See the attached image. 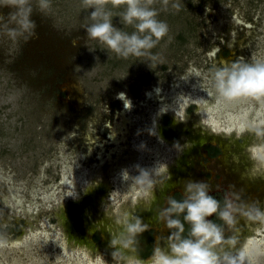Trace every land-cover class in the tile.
<instances>
[{
	"label": "rangeland",
	"instance_id": "rangeland-1",
	"mask_svg": "<svg viewBox=\"0 0 264 264\" xmlns=\"http://www.w3.org/2000/svg\"><path fill=\"white\" fill-rule=\"evenodd\" d=\"M31 2L32 19L37 25L33 38L14 41L0 30V264H62L54 256L56 242H62L74 254L78 250L73 243L76 238L97 250L103 235L97 221L112 217L94 215L126 206L134 199L133 191L147 182L137 179L141 169L164 177L161 159L168 155L176 160L184 148L182 180L176 179L173 187L163 192L147 187L148 192L143 190L140 195L142 199H154L149 219L165 231V250L175 229L166 226L163 210L170 196L183 198L189 180L206 183L210 194L218 190L222 194L226 189V194L234 198L230 206L232 222L241 220L245 224L247 214L251 215L255 207L232 178L236 174L242 180L246 170L237 165L240 142L233 134L235 128H226V118L251 108L253 100L251 96L231 100L220 97L213 73L238 57L249 63L264 62V0H141L156 10L157 19L166 22L168 32L149 50L150 56L127 58L87 36L84 25L91 10L87 5L97 0H50L45 12L37 10L36 0ZM102 2L112 11L115 26L129 33L135 30L119 15L126 0L118 4L114 0ZM11 10L7 0H0V17L7 19ZM152 89L174 98L146 100L145 94ZM120 92L130 102L127 110L121 108ZM200 98L208 102L212 109L208 116L216 126H208L207 115L202 119L206 125H193L197 114L193 103ZM161 105L166 111L157 115ZM121 111L131 123L119 136ZM259 113L264 115V108ZM184 118L189 121H181ZM253 122L264 124L260 118ZM190 128L196 133L192 139ZM244 128L251 130L249 125ZM165 129L171 133L167 139ZM226 129L232 132L231 138L226 137ZM158 132L172 144L159 142ZM202 132L209 133L210 141L223 144L217 158L208 157L205 148H189L190 139L204 136ZM257 132L259 154L264 156V131ZM111 138L117 142L114 146L108 142ZM251 163L259 162H246ZM97 171L103 179L94 176ZM77 175H83L80 183L74 179ZM102 181L109 187L105 188ZM86 183L88 188L84 190ZM260 191L262 200L264 182ZM180 219L183 222L182 214ZM132 220L120 223L123 235L107 221L102 223V230L108 234L117 231L118 239L124 238L132 250L137 247L147 254L149 238L158 232L155 228L128 233L129 225L135 222ZM184 223L189 231L190 225ZM226 224L220 228L225 239L211 245L212 249L233 239V228ZM83 227L95 235L87 237ZM25 231L20 246L1 245V241L18 239ZM66 236H70L67 241ZM108 244L112 254V244ZM96 259L105 262L100 255H95ZM110 261L117 263V256Z\"/></svg>",
	"mask_w": 264,
	"mask_h": 264
},
{
	"label": "clouds",
	"instance_id": "clouds-1",
	"mask_svg": "<svg viewBox=\"0 0 264 264\" xmlns=\"http://www.w3.org/2000/svg\"><path fill=\"white\" fill-rule=\"evenodd\" d=\"M11 7L8 18L0 17V30L12 40L28 41L36 35V22L32 19L33 4L31 0H7ZM115 4L120 0H114ZM37 10L45 12L50 7V0H36ZM89 22L84 30L90 39L105 45L117 56H150L158 41L168 32V26L163 20L157 19L155 9L147 7L141 0H126L123 11L119 14L125 25H132L131 33L123 31L113 23V13L106 8L102 0L87 5ZM214 86L220 97L231 100L241 96H264V62L249 63L243 57L235 61L225 62L214 69ZM124 100L123 92L117 93ZM125 107L130 102L124 100ZM139 167V165H137ZM162 167L160 171H164ZM149 173L141 169L137 179L143 183H151ZM218 201L209 193V186L202 181L189 180L185 184L183 198L173 196L168 198V207L164 219L166 226L175 231L169 235L168 250L159 246L153 249L151 264H220V258L211 245L222 242L225 238L220 227L208 217L218 213L225 222L231 223L232 216L227 210L218 212ZM182 214L183 222L180 219ZM257 215L264 216V212ZM190 225L187 236H182L185 223ZM147 225L139 220L129 225L133 232L144 231ZM115 243V241H113ZM127 246V243L125 244ZM226 264H237L235 258L227 253L224 255ZM129 264H148L147 261L130 259Z\"/></svg>",
	"mask_w": 264,
	"mask_h": 264
},
{
	"label": "bare ground",
	"instance_id": "bare-ground-1",
	"mask_svg": "<svg viewBox=\"0 0 264 264\" xmlns=\"http://www.w3.org/2000/svg\"><path fill=\"white\" fill-rule=\"evenodd\" d=\"M144 98L146 100H156L157 102H164L174 97L164 96L161 93H157L155 89H152L150 91H147ZM252 100H253V103H252L251 108L242 110L241 114L239 115H236L233 117L229 116L228 118H226V122L228 123V126L226 128H228L229 130L232 127L235 128V133L233 134H236V138L240 142V145L238 148L240 149L239 152L241 151V155L242 153L244 154V152H247L249 156H253L252 159L254 158L253 160L255 162L260 163V165L259 163L255 165L253 164L251 167L245 166L246 173L241 174V176L243 175L242 180H240L239 178L241 177L237 176L236 174H233V177H232L235 185L238 188H241L243 192L247 196H249L253 204V207H255V210L254 212L251 213V215L247 214V217H246L247 221L245 224L241 220L232 222L231 224L233 228L232 233L234 237L233 239L228 241L229 244L227 245L224 244L223 247L220 246L219 248L218 247L213 248V250L217 253L218 257L220 258V264H226V261L223 258L225 253L235 258L237 261V264H250V263L264 264V216L257 215L258 212H264V198L262 200L259 199L260 196H262L259 193L261 192L260 188L262 187V184L264 182V156L259 154L260 145L259 147L257 145V143L260 144L259 141H257V138H258L257 130L264 131V124L258 126L257 124L253 122L254 118H257V119L260 118L261 120H264L262 119L264 115L259 113L264 108V96L252 97ZM195 103L193 104L197 106L196 107L197 114L196 116L195 115L193 116L196 121V122H193V125L195 123L196 124L199 123V125L203 123L204 125H206L205 121L208 120V123H207L208 126L210 127L216 126V122L211 121V118L208 116V112L212 109L210 108L206 99L204 100L201 98L196 99ZM121 104H122L121 108H123L124 110L128 109L127 107H125V103L123 100ZM141 109H143V106L141 107ZM124 110H123V113H124ZM165 111H166V108L163 107V105H161L159 111L157 112V115ZM121 113L118 114V116L120 115L119 121H121L120 127L117 128V130H119L118 131L119 136L125 133V129L128 128L129 123H131L126 117H124V114L123 113L121 114ZM206 115L209 119H205V121H202V119L204 118L203 116H206ZM183 120L189 121V120H186V118L181 119V121ZM232 122L234 124H232ZM245 125H249L251 130L246 131L244 128ZM257 128H260V129H257ZM228 129L225 130L226 137L231 138L233 134L232 132H229ZM254 129H257V130H254ZM189 131L191 132V135L189 136V138L192 139L194 137L193 133H195V131L192 130L191 128ZM176 133H178V136H179L180 132L177 131ZM202 134L204 136L197 135L199 137L196 136L197 138L194 141L190 139L189 148L192 147V149H197V146H199V144H205L208 142V139L211 138V136H209L208 135L209 133L207 132H202ZM155 135H156L157 140H159V142H162L163 145L165 144L167 146L169 144L170 145L172 144V142L167 141L159 132L156 133ZM125 138L126 137H124L123 140H125ZM115 141L116 140H112L111 138V141H108V142L110 145L114 146L117 143ZM221 146L223 148V144ZM166 149L167 151H169L168 148ZM186 150L187 149L185 148L182 149L181 152L182 151L183 152L182 153L180 152L176 160H172L171 157H169L168 155H165L161 159V161L162 160L164 161V163L161 162L162 165H165V176L164 177L158 176V173H154V171H151L149 173L150 175L149 177H151L149 178V180L151 181V183L149 182L143 183V186L140 184L139 185L140 187H138L136 190L133 191L135 193L133 196L134 199L130 200L126 206H121V208L118 209V211L116 212L109 211V212L102 213V215L98 214L94 216L102 218L100 216H104V214L105 215L109 214L112 218L107 219L106 220L107 223H109L111 227H113L114 229H119L117 231H121L122 235H123L122 228H121L122 225L120 223L122 222L124 223L127 219H133L132 221H135V222L139 220L140 223H144L148 225L152 224V220L149 219L150 216L147 215V213L154 206V203H153L154 199L151 200L152 197L151 199H147V198L142 199V196L140 197V195L143 193V190L148 192L147 187L152 186L153 189L151 190H154V188L158 187V189L161 188L160 191L163 192L169 187L172 188L173 186L171 184H174L176 179H178V181L182 180L180 178H182L181 171H182L183 164L185 163L184 165H186ZM239 158L241 160L242 157L239 156ZM129 161H132V158ZM158 162H160V160L155 161V163H158ZM223 164H226V162H224ZM118 165H120V163H118ZM118 165H116V167H118ZM222 167L225 168V165H222ZM225 170H227V168H225ZM95 174L96 175L94 176H96L99 179H103L104 177V175L99 174V171H97ZM82 176L83 175H77L74 178L75 181L81 182L84 179ZM102 183L105 184L107 188L109 187L108 185L109 183L104 182V181H102ZM62 184H67V183L62 182ZM253 185H256V187L252 188ZM85 188H88L87 183L84 184V190ZM254 188H257L258 190L253 191ZM155 191L157 192V190ZM229 198L231 199V197ZM230 212L232 211L230 210ZM34 214L35 213H33L31 216L33 217ZM114 218H118L119 220L116 221V219ZM106 221H100V222L97 221V225H98L97 227L101 230V233L103 234L102 235L103 241L99 243L97 250L95 251H93V249H90L91 247H89L87 244L81 242L80 240H77V238L76 239L74 238L75 242L73 241L74 245L78 248V250L74 251V254L72 251H70V249L65 244H63L62 242H56V247L58 251L54 254V256L56 255L58 257L59 263L62 262V264H68V263L69 264H108L110 262V264H129L127 260H130L133 258L139 259L134 254L133 250L128 244H127V247H125L124 238H122L123 241L118 239L117 231L112 232V233L109 232L108 234L107 231L102 230V227H103L102 223ZM26 234L27 233L25 231L20 236L17 237L18 239L15 238L11 241L10 240L1 241V245L3 244L4 246H6V244H8L11 247L20 246L21 241H23V238ZM67 238H70V236L65 237L66 241H67ZM113 241H115V243ZM108 243H112V248H113L112 254H110V247L108 246L109 245ZM155 245L165 249L167 242L165 243L164 240H161V237H158L156 239ZM100 251L101 252L103 251V252L99 253ZM95 255L96 256L100 255V257H103L105 259V262H101V260L99 259L94 260ZM114 255L117 256V259H118L117 263L110 261V259L112 258L114 259L115 257ZM121 256L125 257L127 260L125 258L124 259L120 258ZM258 257L261 259H257ZM142 261H147L148 264H151V259L150 260L145 259Z\"/></svg>",
	"mask_w": 264,
	"mask_h": 264
},
{
	"label": "flooded vegetation",
	"instance_id": "flooded-vegetation-1",
	"mask_svg": "<svg viewBox=\"0 0 264 264\" xmlns=\"http://www.w3.org/2000/svg\"><path fill=\"white\" fill-rule=\"evenodd\" d=\"M171 125H172V123H171ZM170 125V126H171ZM163 133H164V131H163ZM165 135V134H164ZM166 139L168 138L167 136H164ZM210 139H212V138H210ZM210 139H208V142L207 143H205V144H199V146H197V149L199 148L200 150L201 149H203V148H205L206 150H207V155H208V157H210V158H217L218 156H220V154H221V152H222V146H221V144L220 143H218V142H213V141H210ZM214 153H216V154H214ZM240 156L242 157L241 158V160H240V158H239V156H238V161H237V165L238 166H240L239 168H243V169H245V166H247V164H246V162H248V158H247V156L246 155H241L240 154ZM240 160V161H239ZM246 170V169H245ZM245 172V171H244ZM103 186L105 187V188H107L106 186H105V184H103ZM226 189H223L222 190V194L220 193L221 191L220 190H218V191H215L214 193H212L211 195H213L215 198H218L219 200H220V202H221V206L219 205V207H218V212L219 211H222V210H227V211H229L230 212V206L234 203V198L233 197H231V195L230 194H226V191H225ZM176 193H178V191H176ZM180 195V194H179ZM230 195V196H229ZM229 197H231V199L229 198ZM227 206L226 208H223L224 206ZM148 212H151V215H150V217L152 216V212H153V209L151 208V210H149ZM230 213H232V212H230ZM233 214V213H232ZM210 219L215 223V224H217L220 228H221V226H222V224H224V225H226L227 226V224H226V222H225V220H223V219H221L220 217H219V215H218V213H214L212 216H210ZM136 222H133L132 224H135ZM131 224V225H132ZM141 224H144V223H141ZM232 222L231 223H229V226L232 228ZM145 225H147V228L144 230L145 232H150V231H153L156 227L154 226L155 224H154V222H152V224H145ZM151 225H153V226H151ZM83 228H85V234L87 235V237H89L90 235H91V237H93L94 235L93 234H90L91 232L89 231V230H87L86 229V227H83ZM129 229V228H128ZM186 229H188L187 228V226L185 227V229H184V232L183 233H181V235L182 236H187L188 235V232L189 231H187ZM156 230H157V232H158V234H154L153 235V237L152 236H150V238H149V240H150V246H149V252L147 253V254H144V253H141L138 249H137V247L135 248V249H133V252H134V254L139 258V259H141V260H145V259H149L150 260V258L152 257V255H153V249L155 248V243H156V239L158 238V237H161V240H164V239H162V235L164 236V232L165 231H163V229H161V228H156ZM165 230V229H164ZM81 232H82V230H81ZM131 232V230L129 229L128 230V233H130ZM138 232V231H137ZM139 232H141V231H139ZM143 232V231H142ZM84 234V235H85ZM93 235V236H92ZM103 240H102V236L100 235V238L98 239V242H97V244L99 245V243L100 242H102ZM165 241V240H164ZM112 244V243H111Z\"/></svg>",
	"mask_w": 264,
	"mask_h": 264
},
{
	"label": "trees",
	"instance_id": "trees-1",
	"mask_svg": "<svg viewBox=\"0 0 264 264\" xmlns=\"http://www.w3.org/2000/svg\"><path fill=\"white\" fill-rule=\"evenodd\" d=\"M168 125V121H166V126ZM164 134L168 137L171 135L170 131L168 129H165ZM216 154V153H214Z\"/></svg>",
	"mask_w": 264,
	"mask_h": 264
},
{
	"label": "water",
	"instance_id": "water-1",
	"mask_svg": "<svg viewBox=\"0 0 264 264\" xmlns=\"http://www.w3.org/2000/svg\"><path fill=\"white\" fill-rule=\"evenodd\" d=\"M244 155H246V154L244 153ZM250 157H251L250 159H247L248 162H250V161H252V160L254 159V158L252 159L253 156H250ZM248 166L251 167V166H252V163H251V165H247V167H248Z\"/></svg>",
	"mask_w": 264,
	"mask_h": 264
}]
</instances>
